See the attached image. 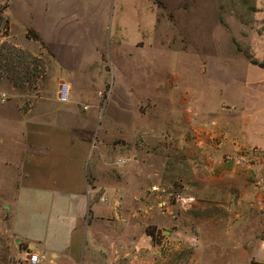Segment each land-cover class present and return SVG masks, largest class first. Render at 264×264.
<instances>
[{"label": "rangeland", "instance_id": "rangeland-1", "mask_svg": "<svg viewBox=\"0 0 264 264\" xmlns=\"http://www.w3.org/2000/svg\"><path fill=\"white\" fill-rule=\"evenodd\" d=\"M71 1L69 16L50 25L36 11L34 19L19 18L8 9L10 0H0V94L6 95L0 101V200L10 204L16 194L23 142L18 114L6 103L26 95L28 104L40 91L48 97L56 82L47 73L50 45L33 43L26 31L33 27L56 44L63 30L88 52L86 78L73 84L81 112H97L85 174L88 180L99 176L109 187L96 188L91 202L102 212L119 196L124 217L114 223L91 213L81 226L92 234L131 232L130 248L145 250L129 259L151 264H251L253 254L264 259V249L252 248L264 233L245 236L237 229L225 235L220 229L242 225V179L264 178V0ZM54 5L56 0H44L43 10L47 14ZM245 74L258 81L245 84ZM96 99L102 111L91 107ZM207 131L214 136L208 138ZM243 131L257 141L244 142ZM200 136L207 139L199 142ZM222 145L228 146L221 154ZM148 175L149 181L143 179ZM212 175L227 183L219 194L210 192ZM48 203L34 205L35 214L25 211L33 229L26 223L23 228L42 234L48 226L47 238L54 241L50 234L61 239L66 228L52 208L64 217L66 205ZM7 217L0 215V264H31L25 259L29 250H38V264H101L103 257L111 264L109 236L97 241L102 258L92 243L86 244L90 253L85 247L79 258L68 251L52 255L51 244L39 249L32 243L33 248L17 238ZM212 245L226 247L225 256L218 249L193 252Z\"/></svg>", "mask_w": 264, "mask_h": 264}, {"label": "crops", "instance_id": "crops-1", "mask_svg": "<svg viewBox=\"0 0 264 264\" xmlns=\"http://www.w3.org/2000/svg\"><path fill=\"white\" fill-rule=\"evenodd\" d=\"M71 2V0H56L54 9L47 11V14L46 11L43 10L44 0H10L8 9H14L17 17L26 18V20L34 19L36 16H31V14L36 11L38 12L37 16L39 19L43 18V20L41 19L42 21H46L51 25L69 16L71 12ZM46 4L47 3H45V5ZM41 11L44 12L43 15L40 14ZM10 23L12 26L11 20ZM91 28H97V25ZM34 31L39 34L45 47L50 45L53 60L48 66L47 73L51 77H54V80L52 79L51 81L56 82L54 84L52 83V90L51 88L49 89L50 96L48 97H43L40 91L41 93L35 94V97L31 99L28 104L24 103V96L26 95H18V97L15 95L17 98L14 97L15 99H10L8 100L9 102L6 103L8 105L12 104V110L14 108V112L18 114L16 116V122L21 125L23 142L22 150L19 155V173L15 177L16 194L10 204H7L3 199L0 200V206L6 210L5 212L2 211L0 215L4 213V215L6 214L8 216L7 220L11 223L9 225V230H11L17 238L27 241L30 245L32 243H37L39 249L45 248L48 244H51L52 248L50 251L52 255H59L58 253L60 252L68 251L72 257L75 256L79 258L80 253H85V247L87 248L86 244L90 245V243H92L91 246H93L97 253H100V258H102L103 255L99 252L100 249L97 247V241L101 237L108 238L109 236L113 243L110 246L113 252L111 264H151L148 260L129 259V254L132 255L135 252L145 250L143 248H130L131 246L128 242H133L135 240L131 232L129 233L126 231V233L120 229V231L117 230L112 232L101 230L102 232L99 233V231L93 230L92 234V230L90 231L86 226L84 228L81 226L80 221H86L88 215L91 213L95 220L109 219L108 221H114V223H118L119 220L124 218L122 217L123 213L117 208V204L119 205V202H122V198L119 196H113V199L110 200V205H107L106 210L102 212L100 209H95L97 202H91L92 192H95L96 188L108 186L102 182L99 183V176L95 177V175H93L91 180H88L85 174L86 159L93 145L89 130L91 128L93 130L97 112H93V114L91 112H81L76 106L79 103V98L78 94L73 91V84L75 78H86L85 66L88 59L85 54L87 51L86 49L84 50L80 44L71 41V34L66 35L63 30L60 32V39L56 40V44L51 41H44L41 34L35 29ZM95 31L96 30L93 32ZM89 36H87L88 39ZM72 37H74V35H72ZM26 38L35 44L39 42L38 40ZM99 54L97 56H99ZM258 77L259 76L256 75L254 77L249 75L248 78L247 74H245L242 79L245 84H248L250 81H258L256 79ZM61 81L68 82L71 85V97L67 102H61L57 97L58 85ZM50 100L61 102L65 105L54 107L51 106ZM96 101L97 102L94 104H90L91 107L98 111H102L104 107L100 105V100L96 99ZM82 108L85 109L86 106H82ZM263 115L264 114H262V116ZM209 133L211 132H206L208 138L215 134ZM244 135H246L245 131L242 133V140H244V142L257 141L255 139L249 140V138H246L247 136ZM207 137L204 138L200 136L198 138L199 142L205 141ZM260 137L264 138V133L260 134ZM222 146L219 149L221 154L225 152L224 150H227L226 146L228 145ZM235 149L236 145L234 147V150ZM212 153L210 155L214 157L215 151ZM195 154L200 155V151H196ZM243 154L246 155L247 152ZM143 179L149 181V175ZM209 182L211 184L210 190L212 189L210 192L216 194H219L221 189H225L227 184L224 181H220L217 176H213ZM140 184L141 183H139L138 186H140ZM141 186L143 187L144 185L142 184ZM115 187L116 186H111L110 190L115 189ZM241 191L239 200H241L242 211L239 213L242 214V225L238 224L239 227H233L228 224V226H222L220 229H223L222 234L225 235H232L236 233L234 231L238 229L242 230V235L258 237L259 233H264V178L256 180L242 179ZM39 203H48L51 207L53 203L54 206L66 205L64 217H60L61 214L58 212V207H54L55 209L52 208L55 214H57L56 217L62 220L60 223L61 227L63 224L64 228H66V232L64 236L62 235L61 239H58L56 233L51 231L52 233L50 236L55 237L53 240L56 241L49 240V238H47L49 235L48 226L45 233L42 234L36 233L35 231L24 230L23 224L25 223L29 224L31 229H33V227L27 217L22 214L25 211L29 213L33 211V214H35L32 207ZM214 216L217 217L218 214ZM216 217H214V219ZM237 218H241V216L238 215ZM222 219L225 220L226 218L224 217ZM19 220L20 225L18 224ZM215 229L218 230L219 227H215ZM124 237L127 239L124 240ZM257 246L260 249H264V238H260V240L252 244V248H257ZM203 248H206L209 252H214L218 249L216 251L222 254L227 251L224 246L218 245L216 247L212 245L207 247L198 246L193 252L199 253ZM242 251L248 253L249 256L252 255L250 253L251 250L248 252L242 247ZM86 252L88 254L90 253L89 248H87ZM253 255L255 257L253 259L254 261L264 264V259L257 257L255 254ZM119 256H122L121 259H118ZM196 256V254H193L194 258ZM224 256L225 254L222 255V257ZM205 258L211 260L210 256ZM204 262L202 263L204 264ZM213 262L212 260L207 263L211 264ZM199 263L201 262L198 260H196L195 263H192V260L190 261V264ZM101 264L109 263L106 258L103 257Z\"/></svg>", "mask_w": 264, "mask_h": 264}, {"label": "built area", "instance_id": "built-area-1", "mask_svg": "<svg viewBox=\"0 0 264 264\" xmlns=\"http://www.w3.org/2000/svg\"><path fill=\"white\" fill-rule=\"evenodd\" d=\"M70 85L67 82H61L58 85L57 97L61 102H66L69 99ZM6 98L5 93L0 94V101H4ZM101 200H103L101 198ZM25 259L31 264L40 263L41 259L39 257L38 250H29L25 253Z\"/></svg>", "mask_w": 264, "mask_h": 264}, {"label": "trees", "instance_id": "trees-1", "mask_svg": "<svg viewBox=\"0 0 264 264\" xmlns=\"http://www.w3.org/2000/svg\"><path fill=\"white\" fill-rule=\"evenodd\" d=\"M4 8H5V7H4ZM0 10H1V9H0ZM29 31H31L32 33H30ZM26 37L31 38V39H33V40H38V41L40 42V45H41L42 47H45L44 43H43V42L41 41V39H40L39 34H38L37 32H35L33 29H31V30L28 29V30L26 31ZM33 74H34V73H33ZM26 78H27V79H30L29 76H27ZM251 264H262V263L252 260Z\"/></svg>", "mask_w": 264, "mask_h": 264}, {"label": "water", "instance_id": "water-1", "mask_svg": "<svg viewBox=\"0 0 264 264\" xmlns=\"http://www.w3.org/2000/svg\"><path fill=\"white\" fill-rule=\"evenodd\" d=\"M30 246L33 247V248H36V246L34 244H31Z\"/></svg>", "mask_w": 264, "mask_h": 264}]
</instances>
